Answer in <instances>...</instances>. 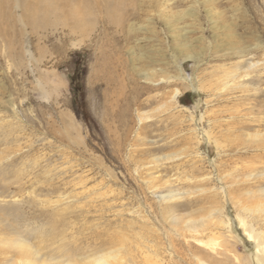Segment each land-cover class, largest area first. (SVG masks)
I'll use <instances>...</instances> for the list:
<instances>
[{
    "label": "rangeland",
    "instance_id": "rangeland-1",
    "mask_svg": "<svg viewBox=\"0 0 264 264\" xmlns=\"http://www.w3.org/2000/svg\"><path fill=\"white\" fill-rule=\"evenodd\" d=\"M65 1L0 38L2 236L80 264H264V0Z\"/></svg>",
    "mask_w": 264,
    "mask_h": 264
},
{
    "label": "bare ground",
    "instance_id": "bare-ground-1",
    "mask_svg": "<svg viewBox=\"0 0 264 264\" xmlns=\"http://www.w3.org/2000/svg\"><path fill=\"white\" fill-rule=\"evenodd\" d=\"M63 1L64 0H5L4 2H2L0 0V38H4V37H7V36L10 37L11 29L9 27H14V26H20L21 28L22 27H28V28L30 27V30H33L36 27H42V26H45V28H47L46 25H48L49 18L51 16V14L53 13V4H56V3L58 4L59 2L61 3ZM70 1H72V0H70ZM7 6L10 9V11H8V12L6 10ZM18 7H20L21 11H20V14L17 17H15L14 14H16V11L18 10ZM54 8H55V6H54ZM62 8H61V10L64 9V8L63 9ZM3 9H5L6 11L3 12ZM82 10H84V9H82ZM66 18L67 17H65V19ZM72 19H73V17H72ZM57 22H58V20H57ZM3 24L7 25V27L4 30H3ZM225 29L228 32L230 31L229 32V36H228L229 39L232 38V36H233L232 32L233 31L230 28H228V27H226ZM13 32H15V31H13ZM228 32H227V34H228ZM21 33L22 32L20 31L19 34L21 35ZM47 35H49V34H47ZM48 40H49V38H48ZM4 41H5V38H4ZM259 48H260V45H257V44L254 45L253 47H248V46L244 47L242 45L241 41L240 42L231 41V42H229V48L228 49L230 51H233L235 55L237 54V55H239V57H241L248 50H252V52H254V54H255V52L257 53ZM263 55H264V53H263ZM259 65H260L259 62H250L249 65H248L249 66L248 69H254L256 66H259ZM262 65H264V63ZM235 67L237 68L238 66H235ZM237 70H239V69H237ZM238 76L239 75H233V74L231 75L229 73H226L225 78H226V81H227L226 85H227L228 89L229 88H232V89H238L239 88L240 85L233 86V84H232V82L235 79H238ZM242 80H244V78ZM3 228H4V231H5V234L3 236L1 234V229L2 228L0 229V235L3 237V238L0 237L1 242H3V245L0 246V257H3V261H4L3 264L7 263V261H8L7 260V258H8L7 256L8 255H12V256H15V255L23 256L24 255L25 258H26V261H24V263H19V264H37L36 261L38 259H36L35 256L39 255L42 250H45V253L51 252L50 254L58 255L60 257L61 256L66 257V259H64V261H57L55 259H51L50 263L52 261H55L54 264H80L79 262H81V260L79 261L78 259H72V256H74V255L77 256L78 253L80 252V250L77 247H70V245L68 246V245L62 243V246L60 248H55V246H53L55 244H53V245L51 244V248L45 249L44 247H42L40 249H36L33 246H30L29 244H27V242H24L20 238L16 237L10 229H7V227L4 226ZM26 236H27V234H26ZM28 236H29V234H28ZM50 239H51V241H54L56 239V234L51 235ZM93 253H94V251H93ZM33 257L36 260L33 259V261H31ZM89 258L90 257H88V259ZM92 258H97V257L94 256ZM39 260L42 261V264H47V262H48V261H46L44 259H39ZM91 260H94V259H91Z\"/></svg>",
    "mask_w": 264,
    "mask_h": 264
}]
</instances>
